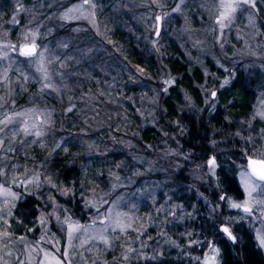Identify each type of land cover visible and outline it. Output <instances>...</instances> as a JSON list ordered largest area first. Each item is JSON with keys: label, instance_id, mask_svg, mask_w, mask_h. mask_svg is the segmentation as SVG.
<instances>
[{"label": "rangeland", "instance_id": "obj_1", "mask_svg": "<svg viewBox=\"0 0 264 264\" xmlns=\"http://www.w3.org/2000/svg\"><path fill=\"white\" fill-rule=\"evenodd\" d=\"M62 1L50 0L51 6L59 7L45 16L39 14V9L31 8L34 13L26 17L20 27L23 13L18 11L17 20L9 30L0 28V104H3L0 118L5 113H28L30 125H36L30 127V131L43 133L37 137L19 132L15 139L8 130L0 134L5 139L0 157H8L0 161V166H7L6 180L0 178V183L10 186L21 197L15 201V206L19 200L35 195L43 209L47 208L34 223L33 229L38 227L34 237L15 234L11 229L13 215L8 218L11 237L0 240V264H20V261L39 264L44 252L58 257L64 264H93V261L109 264L108 260L117 252L118 259L131 264L134 260L160 254V246L172 242V237L166 234V229L172 227L178 232L173 241L176 254L190 264H204L206 258L214 255L211 246L215 243L212 239L197 240L189 231L190 226L187 227L192 212L185 213V207L180 202H171L166 192L170 177L181 169L189 182L188 194L197 201L202 200L210 218L219 220L218 229L226 225L236 237L248 229L264 251L258 239L264 235V205L257 206L250 214L231 207L232 203L243 204L250 199L253 202L264 200L259 189L249 197L242 175L248 170L247 157L260 158L258 153H264L261 132L254 137L249 130L242 134L240 138L242 143L248 142L250 154L242 150L233 159L241 198L222 190L216 154L193 163L178 150L148 154L147 149L131 137H139L132 131L133 120H141L143 126L154 123L163 112L164 89L168 90L175 82L163 58L170 54L173 45L181 48L205 76L209 74L207 62L226 72L233 73L237 67L252 68L260 70L264 76V0H256L255 8L241 3L222 20L221 13L228 11L223 5L229 0H183L182 3L181 0H90L89 4H84V0ZM91 4H95V8ZM177 6L180 11H173ZM69 9H73L69 18H62ZM23 11L28 12L29 8L23 7ZM157 16L162 18L159 23ZM14 29L16 33L12 34L10 31ZM116 29L126 32L127 42L134 40L136 45L146 47L149 54L156 56L160 69L157 79L149 81L142 69L126 63L119 50L124 44L119 45L111 36ZM33 32L38 53L44 54L47 79L39 70V56L20 55V47L32 42L30 33ZM57 32L60 33L55 36ZM10 46H15V50ZM167 80L173 83L166 84ZM211 80L207 79L208 86L204 88L208 99L212 92L218 94L217 82ZM45 84L51 87L45 88ZM132 107L136 111L133 115ZM257 117L264 120V90L259 92L251 121ZM16 127V124L9 125V129ZM9 147L14 151L9 152ZM114 151L122 152L125 159H114L110 168L103 154ZM66 154L73 156V162L81 155L87 157L82 163L81 190L87 202L84 220L74 217L66 204L58 202L53 195L56 192L64 198L73 195L49 169L56 155ZM96 155L102 158L96 161ZM212 157L216 160L214 170L207 164ZM120 166L126 167L127 172L122 174ZM104 168L109 169L107 174ZM150 174L154 177H148ZM13 178L17 184L11 183ZM29 180L32 183H23ZM159 192H165V196L159 197ZM221 196L227 199L221 200ZM2 201L0 196V203ZM194 205L188 203V207ZM65 219L86 226L87 231L75 233L69 241ZM117 221L131 227L122 231ZM151 227L156 230L150 232ZM5 228L8 225L0 227V231ZM149 233H159L158 246L150 243L154 236ZM102 234L107 236L108 244L99 239ZM129 248L135 251L129 252ZM124 256L129 259H123ZM49 262L54 264L51 256L45 264ZM220 262L219 252L215 264Z\"/></svg>", "mask_w": 264, "mask_h": 264}, {"label": "trees", "instance_id": "obj_2", "mask_svg": "<svg viewBox=\"0 0 264 264\" xmlns=\"http://www.w3.org/2000/svg\"><path fill=\"white\" fill-rule=\"evenodd\" d=\"M21 6L25 9L29 8V11L21 12L23 14L20 16L19 27L25 24L26 17L34 13L31 8L39 9V14L45 16L48 11L53 12L59 7L54 4L51 6L50 0H0L1 29L9 30L11 24L17 20L16 14ZM107 10L108 7L103 13L105 14ZM15 29L10 32L16 33ZM58 33L60 32H57L55 36ZM111 36L119 45L124 44V47H120L119 50L127 64L142 69L148 75L149 81H154L159 77V63L156 56L149 54V49L136 45L134 40L127 42L126 32L121 33L118 29L112 32ZM169 52L170 54L163 58L164 66L169 69L175 82L162 98L163 112L161 116L158 114L154 123H147L143 126L141 120H133L132 131L138 133L139 137H131L138 140L140 146L147 149L148 154L155 155L164 150H178L193 163L211 154H216L218 179L222 190L241 198L242 190L238 183L233 159L240 151L249 149L248 142L242 143L240 138L242 134H246L249 130L253 132V137L257 132L264 135V120L257 117L251 121L259 92L264 90L263 73L260 70L241 67H237L231 73L222 70L212 62H207L209 74L205 76L198 65H193L186 58L181 48L173 45ZM207 79L217 82L216 97L210 96L208 99V92H204V88L208 86L206 85ZM225 80L229 82L221 87ZM130 113L131 115L136 113L135 107L131 108ZM248 153L250 154L249 150ZM122 155V152L114 151L109 155L103 154V159L107 160L105 164L111 168L114 159H125ZM72 157L69 154L56 155L49 169L66 188L73 191V195L69 198H64L57 192L53 195L58 202L66 204L74 217L84 220L87 202L86 196L82 193L81 184L83 181L82 163L87 157L81 155L74 162L71 160ZM95 157L96 161L102 158L100 155ZM106 171L109 169L104 168L103 172L107 174ZM119 171L122 174L127 172L126 167L122 166L119 167ZM183 173L184 170L181 169L177 175L170 177L166 192L170 195L171 202H180L185 207V213L192 212L193 217L187 222V227L190 226L189 231L195 235L197 240L212 239L214 245L219 248L220 264H264V251L258 247L254 234L244 229L233 243L225 233L218 229L219 220L210 218L209 209L204 206L202 200L197 201L188 194L189 182L186 173ZM148 177L153 178L154 174ZM164 196L165 192H159V197ZM189 202L195 205L188 207ZM46 209H43L42 202L35 195L19 200L13 212L14 218L11 219L12 231L18 236L34 237L38 229V227L33 229L34 223L39 219L41 212ZM150 229V232L156 230L152 227ZM166 230V234L172 237L170 240L172 242L160 246V254L155 258L134 260L131 264H190L175 252L173 241L178 237L176 228ZM157 234L159 235V233L150 234L154 236L150 243L155 246L159 243ZM117 256L118 253L115 252V255L108 260L109 264H128L118 259Z\"/></svg>", "mask_w": 264, "mask_h": 264}, {"label": "snow or ice", "instance_id": "obj_3", "mask_svg": "<svg viewBox=\"0 0 264 264\" xmlns=\"http://www.w3.org/2000/svg\"><path fill=\"white\" fill-rule=\"evenodd\" d=\"M183 2V0H181V3ZM90 0H84V4H89ZM242 4L245 5H250L252 8L256 7V0H229V2L225 5H223V7H225L228 11L227 12H222L221 13V20L224 18H227L228 15L231 12H235L236 9ZM92 8H95V4H91ZM18 11H23L22 6L18 9ZM73 11V9H69L68 12H66L62 18L64 19H68L69 18V13H71ZM173 11H180L179 6H177L175 9H173ZM92 15H94V13H92ZM80 18V17H77ZM85 19H87V17H83ZM161 17L157 16L156 20L159 23L161 21ZM218 22H220V20H218ZM224 25L222 24V27ZM160 30L159 27L156 28V35L159 36ZM30 35L33 37L32 42L31 43H25L24 45H22L19 49L20 51V55L24 56V57H29V58H33V57H40L41 60V67H40V71L44 73L45 78L47 79V70L43 67V52H39L37 51V45L35 43V36L36 33H30ZM28 34H26L25 39H27ZM64 47H67V45H63ZM13 47V49L15 50V46H10ZM4 56H6L7 54L4 53ZM2 58V57H0ZM25 79H27V77H25ZM229 81L225 80L224 84L221 85V87H223L224 85H226ZM166 84H171L173 83V81L171 80H167L165 81ZM45 88H49L51 87V85L49 84H45L44 85ZM164 91H167V89L165 88ZM212 97L216 96V92H212L211 93ZM2 99V98H0ZM0 109H3V104H0ZM29 111H33V110H29ZM69 111H71V109H69ZM23 118V119H20ZM46 122V121H41ZM16 124L17 127L14 129H9V125H14ZM30 127L31 128H35L36 125L33 123L30 125L29 123V119H28V113L25 112H13V113H5V115L0 118V134L5 133L6 130H8L9 132H11V136L13 139H15V137L18 135L19 132H22L24 135H35L37 137H40L43 135L42 132L40 131H35L34 133L30 131ZM35 142V141H34ZM5 147V139L3 138V136H0V150H3ZM59 147V145L57 146ZM8 151H14V149H12L11 147L8 148ZM260 158H254L253 156L249 155L247 157L248 160V164H247V169L244 173H242L243 177H244V184H245V188L246 191L248 192L249 197L252 196L253 193L257 192V190L259 189L260 192L262 194H264V153H258ZM7 155H5L4 157H0V161L7 159ZM208 166L211 169H215L216 167V160L215 157L210 158L207 161ZM6 165L4 166H0V178H5L7 177V172H6ZM14 167V166H13ZM12 184H17V180L15 178L12 179L11 181ZM23 183H32L31 180L29 181H25ZM67 194V193H65ZM0 196L3 197V201L2 203H0V227H3L4 225H8V228H5L3 231H0V240H9L11 237V232L9 231L10 225H9V217H12V208L15 207V201L20 199L21 197L18 196L17 193L13 192L11 190V187H6L5 183H0ZM221 200H225L227 199V197L225 196H221L220 197ZM259 205H264V200H259V201H255L253 202L251 199L250 200H246L243 204L241 203H232L231 207L233 208H239L242 209L244 213L246 214H250L254 211V209L259 206ZM14 218V217H13ZM57 219H59V217H57ZM45 220H41V223H44ZM64 224L67 225L68 228V239L69 241H71V239L73 238V235L77 232L80 231H87V227L83 226L79 223H72L70 222L68 219H65L63 221ZM100 223H104V220H101ZM117 226L121 228V230L123 231L124 228H130L131 225H121L119 223V221H117ZM29 231H31V229H29ZM221 231L225 234H227V237L232 240L233 242H235L237 240V237H235L232 234V231L230 230L229 227H222ZM18 239L23 240L24 237H18ZM99 239L101 241H103L105 244H108V238L105 235H100ZM259 239V243L261 247H264V235H261L258 237ZM192 243H199L197 241H193ZM5 247H7V245H5ZM211 250L214 253V255L211 257V259L206 258L204 261V264H215V259L216 256L219 254V250L215 248L214 245L211 246ZM129 252H133L135 251L134 249L129 248L128 249ZM44 259H42L39 264H45V262L48 260V257L51 256L52 261H54V264H64L63 261H61L58 257L52 255L49 252H44L43 253ZM65 256H67V251L65 252ZM155 258V257H153ZM123 259L127 260L129 259L128 256H124ZM20 264H25L24 261H20ZM49 264H51V262H49ZM93 264H95V261H93Z\"/></svg>", "mask_w": 264, "mask_h": 264}, {"label": "water", "instance_id": "obj_4", "mask_svg": "<svg viewBox=\"0 0 264 264\" xmlns=\"http://www.w3.org/2000/svg\"><path fill=\"white\" fill-rule=\"evenodd\" d=\"M24 45V44H23ZM37 45V44H36ZM37 51H38V45H37ZM222 227H228V226H226V225H223V226H221V229H222ZM220 229V230H221ZM232 234H233V232H232ZM227 235V234H226ZM234 235V234H233ZM235 236V235H234ZM232 241V240H231ZM233 242V241H232ZM236 242V241H235ZM235 242H233V243H235Z\"/></svg>", "mask_w": 264, "mask_h": 264}]
</instances>
